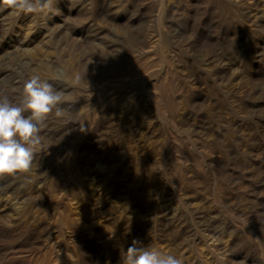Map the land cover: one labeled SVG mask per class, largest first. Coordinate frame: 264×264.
<instances>
[{"label": "rangeland", "instance_id": "obj_1", "mask_svg": "<svg viewBox=\"0 0 264 264\" xmlns=\"http://www.w3.org/2000/svg\"><path fill=\"white\" fill-rule=\"evenodd\" d=\"M33 74L62 115L0 178V264H264V0H0V92Z\"/></svg>", "mask_w": 264, "mask_h": 264}, {"label": "clouds", "instance_id": "obj_2", "mask_svg": "<svg viewBox=\"0 0 264 264\" xmlns=\"http://www.w3.org/2000/svg\"><path fill=\"white\" fill-rule=\"evenodd\" d=\"M19 13L38 14L51 10L52 0H2ZM63 93L38 74L24 80L16 98L0 92V178L27 174L34 155L43 147L41 130L50 114L62 115ZM134 239L122 254V264H183L173 254L151 246H140Z\"/></svg>", "mask_w": 264, "mask_h": 264}, {"label": "bare ground", "instance_id": "obj_3", "mask_svg": "<svg viewBox=\"0 0 264 264\" xmlns=\"http://www.w3.org/2000/svg\"><path fill=\"white\" fill-rule=\"evenodd\" d=\"M123 72V71H122Z\"/></svg>", "mask_w": 264, "mask_h": 264}]
</instances>
